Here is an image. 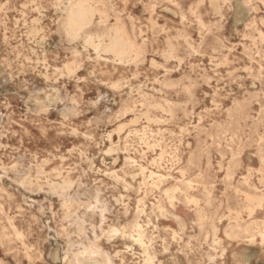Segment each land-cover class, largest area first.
Instances as JSON below:
<instances>
[{
  "label": "rangeland",
  "instance_id": "374dc122",
  "mask_svg": "<svg viewBox=\"0 0 264 264\" xmlns=\"http://www.w3.org/2000/svg\"><path fill=\"white\" fill-rule=\"evenodd\" d=\"M73 1L0 0V264H264V0Z\"/></svg>",
  "mask_w": 264,
  "mask_h": 264
},
{
  "label": "bare ground",
  "instance_id": "6f19581e",
  "mask_svg": "<svg viewBox=\"0 0 264 264\" xmlns=\"http://www.w3.org/2000/svg\"><path fill=\"white\" fill-rule=\"evenodd\" d=\"M67 9H68L67 10V18H66V21L64 24L65 30L69 36H71L73 38H77L81 33L85 32L92 25L93 14H94L95 10L92 8V6L90 5V3L87 0H74L73 2L70 3V5ZM167 37H169V36H167ZM106 39L109 40L108 43H106ZM89 44L93 46V48L95 49V51L97 53H100V52L112 53L120 61L124 60L127 57V55L129 54V52H131L134 48V45L131 44V42L127 39V36H126L123 29H116L115 31H113V33H109V34L107 33L104 36H99L98 42H95L93 39H90ZM252 65H253V63H252ZM220 66H221V62H220ZM238 66H240V65H238ZM262 75H264V74H262ZM47 96H46V98H47ZM37 98H38V96H37ZM30 99H32V98H30ZM35 101H37V100H35ZM43 109H44V107H43ZM44 111H47V109L46 110L44 109ZM129 122H130V120H129ZM130 124H132V123H130ZM192 125H194V124H192ZM158 159H161V155L159 156ZM158 159L157 158L154 159L153 164H155L158 161ZM127 161L131 162L133 160L131 158H127ZM140 170L143 173H145V171L147 169L144 168L143 166H140ZM149 177L157 180V182H164V180H166V176L159 174V173H156V172H153V171H149ZM190 183L191 182H187V183H184V185L189 186ZM59 190L63 191L62 188L61 189L59 188ZM254 192L256 195L253 197H249L247 199L251 210L256 208V206H260L262 201H263V198H264L263 195L259 196L256 188H254ZM60 193L62 194V192H60ZM78 206H79V204H78ZM88 209H86V210H88ZM135 228H136V237L134 238V240L142 247V249L145 253V256L149 259L150 258V255L148 252L149 246L145 242V232L143 230V227L139 223H137L135 225ZM110 232L112 234H116L119 231H118V229H112ZM232 232H235V233L244 232L246 234H249V231L244 230L240 224L233 227ZM250 238H253V236H251ZM262 238L264 239V235H262ZM251 241H253V240H251ZM71 264H113V263L109 260V258L106 255H103L98 250L97 246H95L94 244H89L87 247H84L81 252L76 253L75 255L72 256V263Z\"/></svg>",
  "mask_w": 264,
  "mask_h": 264
}]
</instances>
